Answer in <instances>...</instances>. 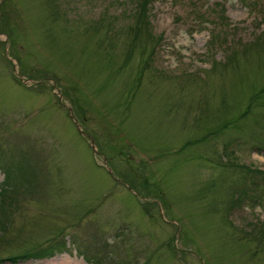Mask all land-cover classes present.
I'll use <instances>...</instances> for the list:
<instances>
[{
  "label": "rangeland",
  "instance_id": "1",
  "mask_svg": "<svg viewBox=\"0 0 264 264\" xmlns=\"http://www.w3.org/2000/svg\"><path fill=\"white\" fill-rule=\"evenodd\" d=\"M139 2L0 0V264H264V0Z\"/></svg>",
  "mask_w": 264,
  "mask_h": 264
},
{
  "label": "trees",
  "instance_id": "2",
  "mask_svg": "<svg viewBox=\"0 0 264 264\" xmlns=\"http://www.w3.org/2000/svg\"><path fill=\"white\" fill-rule=\"evenodd\" d=\"M140 2L138 3V9H137V18H136V25H140L141 23H143L144 21L147 20V16L149 13V4H150V0H139ZM255 175L258 179V181L255 183L256 187H260V188H264V172H259V171H255ZM7 179V177H6ZM8 182V180H7ZM7 182L6 180H4L3 185L4 187L7 186ZM5 190L6 188H2L1 192H0V230L4 229V221L6 220V214H5V199H4V194H5ZM245 194V193H244ZM247 196V195H245ZM256 233L261 236L260 240L264 239V222L260 223V224H256L255 227ZM64 244L61 246V248L57 249L60 250V252L62 251V249ZM55 249L56 247H54L53 245H49L47 247H40L37 249H33L32 252H27V253H23V257L25 260H41V259H46V258H50L52 256L55 255ZM17 256H10L7 257L6 260L8 261H14L15 258Z\"/></svg>",
  "mask_w": 264,
  "mask_h": 264
},
{
  "label": "bare ground",
  "instance_id": "3",
  "mask_svg": "<svg viewBox=\"0 0 264 264\" xmlns=\"http://www.w3.org/2000/svg\"><path fill=\"white\" fill-rule=\"evenodd\" d=\"M56 264H82V263L77 260H72L69 258V259H61Z\"/></svg>",
  "mask_w": 264,
  "mask_h": 264
}]
</instances>
